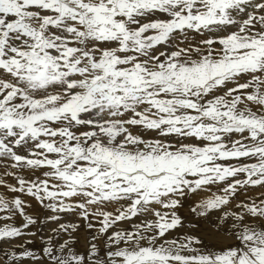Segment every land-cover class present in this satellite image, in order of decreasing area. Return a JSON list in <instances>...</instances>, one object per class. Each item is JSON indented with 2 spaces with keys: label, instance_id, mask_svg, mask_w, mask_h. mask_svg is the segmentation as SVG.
I'll return each mask as SVG.
<instances>
[{
  "label": "snow or ice",
  "instance_id": "snow-or-ice-1",
  "mask_svg": "<svg viewBox=\"0 0 264 264\" xmlns=\"http://www.w3.org/2000/svg\"><path fill=\"white\" fill-rule=\"evenodd\" d=\"M0 168V264H264V0H0Z\"/></svg>",
  "mask_w": 264,
  "mask_h": 264
},
{
  "label": "bare ground",
  "instance_id": "bare-ground-1",
  "mask_svg": "<svg viewBox=\"0 0 264 264\" xmlns=\"http://www.w3.org/2000/svg\"><path fill=\"white\" fill-rule=\"evenodd\" d=\"M145 135L149 136L150 133H145ZM172 142L175 143L176 141L173 140ZM44 170H45V169L41 168L40 171L38 172V174L36 175V177H38V176H42V172H43ZM0 171L2 172V174H0V177L6 179V180L8 181L7 177L4 176V173H3V169H2V168H0ZM36 177H35V178H36ZM35 178H33V179H35ZM8 182H9V181H8ZM9 183H15V181H13V182H9ZM0 189L2 190V188H0ZM3 191H4V189H3ZM250 194L254 195L255 193H250ZM26 199H29L30 203H32V205H33V207H34L35 209H38V210L40 209V205L38 204V202H35V201L31 200V198H26ZM181 214H182V215H183V214H187L186 216H188V215H189V210H188V208L185 207L184 209H182V210H181ZM39 215H40L41 219L43 220L44 217L47 215L46 210H40V211H39ZM18 223H19V221H18ZM0 226H2V224H0ZM122 226H123V227H129V225H127V224H123ZM46 227H48V228H52L51 225H47V226H46V225H41L40 230H39V233H38V237L34 240L33 244L28 245L29 250H32V251H34V252H36V253H39V254H42V253H40V252H41V251H40V248L43 246V240L41 239V237L46 238V235H47V234H44V233H43V231H44V229H45ZM48 233H49V232H48ZM87 237H88V233H87V234H84L83 232L80 233L79 241H78L76 247L83 249V248L86 246V242H87V239H86V238H87ZM35 249H36V250H35ZM29 262H30V261H29ZM30 264H31V262H30Z\"/></svg>",
  "mask_w": 264,
  "mask_h": 264
},
{
  "label": "rangeland",
  "instance_id": "rangeland-1",
  "mask_svg": "<svg viewBox=\"0 0 264 264\" xmlns=\"http://www.w3.org/2000/svg\"><path fill=\"white\" fill-rule=\"evenodd\" d=\"M147 136V135H146ZM156 136V133H154V132H152V133H150V135L149 136H147L148 138H154ZM51 155V154H50ZM40 171V169H37V170H31V169H25V170H23L22 172H21V175H23L24 177H25V179H33V178H35L36 177V175L38 174V172ZM0 174H2V172L0 171ZM7 179H8V181L9 182H13V181H15V177L13 176V177H7ZM0 188H2V187H0ZM0 192H3V188H2V190L0 189ZM187 214H183V216H186ZM49 225H51L52 226V228L53 227H55L56 225L55 224H49ZM50 229L51 228H48V227H46L45 229H44V231H43V233L44 234H48V232H50ZM84 234H87V232H83ZM43 247V246H42ZM42 247L40 248V253H42ZM36 250V249H35ZM37 254H39V253H37ZM27 264H30V262H27Z\"/></svg>",
  "mask_w": 264,
  "mask_h": 264
}]
</instances>
